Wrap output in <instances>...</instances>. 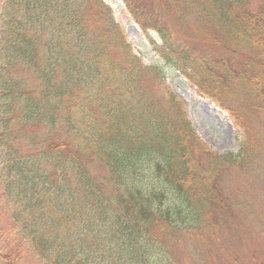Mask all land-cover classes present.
I'll return each instance as SVG.
<instances>
[{"label": "trees", "instance_id": "obj_1", "mask_svg": "<svg viewBox=\"0 0 264 264\" xmlns=\"http://www.w3.org/2000/svg\"><path fill=\"white\" fill-rule=\"evenodd\" d=\"M122 2L161 66L133 54L103 0H0L3 261L179 264L185 237L216 242L234 216L222 177H251L264 130V0ZM161 15L211 48L177 43ZM166 68L243 128L237 154L200 140Z\"/></svg>", "mask_w": 264, "mask_h": 264}, {"label": "rangeland", "instance_id": "obj_2", "mask_svg": "<svg viewBox=\"0 0 264 264\" xmlns=\"http://www.w3.org/2000/svg\"><path fill=\"white\" fill-rule=\"evenodd\" d=\"M103 2L110 7L116 23L124 30L133 54L140 57L146 66H161L162 60L157 53L161 41L157 35L153 31L144 33L134 24L122 0ZM142 2L158 7L159 0ZM252 3L251 10L255 11L259 0H253ZM160 21L171 31L177 43L195 46L200 49L198 51L211 48L203 37L193 39L185 27L175 23L171 17L164 18L161 15ZM165 74L167 85L184 103L187 118L200 140L218 154H237L244 140L243 128L237 126L226 110L199 95L179 73L166 68ZM261 127L260 123L252 126L255 153L259 158L251 177L238 170L229 171L222 177V187L228 200L236 198L238 202L234 216L224 230L217 232L219 240L216 242L185 237L176 249L179 264H264V130ZM1 227H4L3 223ZM2 245L0 249L4 254L1 255L14 253V245L8 248L4 242ZM7 259H0V264H39L34 257L24 252L19 261Z\"/></svg>", "mask_w": 264, "mask_h": 264}]
</instances>
